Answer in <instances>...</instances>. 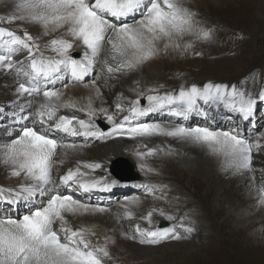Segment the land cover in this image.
<instances>
[{"label": "snow or ice", "instance_id": "1", "mask_svg": "<svg viewBox=\"0 0 264 264\" xmlns=\"http://www.w3.org/2000/svg\"><path fill=\"white\" fill-rule=\"evenodd\" d=\"M15 7L23 13L7 19L0 18V22H14L19 19L27 23L42 26V35L47 36L61 29L65 30L73 40L81 41L83 45L82 58L70 54L73 41L63 36H53L44 47L54 53L45 57L38 42L40 37H33L25 31L23 36L13 30L0 26V48H6L5 54H0V66L12 69L16 63L12 57L17 47L27 50L29 71L24 74L36 82L41 79L51 82L57 77L67 73L75 83L83 82L85 77L97 66L110 78H118V74L136 69L139 65L155 57L161 50H167L176 40L186 34L195 35L197 39H210L211 30L198 27L195 14L183 7L180 0H18ZM139 12L140 19L134 24L127 22V17ZM109 17L113 19H109ZM119 21V23L115 22ZM7 37L8 39H4ZM190 47L191 45H187ZM175 47L180 45L175 43ZM18 71H24L23 68ZM95 86V80L92 81ZM67 88V84L63 85ZM85 87H88L86 84ZM20 95H41L44 101L35 111L38 122L49 125L50 129L63 131L71 135L103 138V133L94 123L93 117L96 109L92 108L89 97L87 108H76L69 100L61 103L63 93L56 89L45 88L41 90L34 84L26 86L20 83L17 89ZM99 93V89H96ZM145 96L143 92L137 93V98L129 101V115L124 122L117 123L113 115H107L108 122L114 125L115 130L126 131L130 137H151L154 135L170 136L182 141L206 146L209 151L227 157V166L239 169H250L252 165V151L259 148L258 142L250 143L234 130H222L208 126L187 127L183 124L175 127H165L156 122H138L134 126L124 129V123L131 119L167 109L176 116L187 115L198 109V101L205 104L213 103L227 109L237 111L245 117L250 115L256 104L253 95L242 87L236 85L207 83L203 87L192 85L190 88L181 87L178 92L159 93L158 88L149 89ZM121 99H125L120 94ZM264 99V90L257 93ZM147 101L142 107L140 98ZM28 101V107H31ZM61 108L74 109L85 112L88 119H80L75 114L57 115ZM116 108L123 110V105L117 102ZM21 112L25 108L21 106ZM100 112H107L101 107ZM28 116H19L17 121L28 119ZM206 115V114H205ZM75 122V123H74ZM80 126L81 130L76 128ZM6 131L11 134L10 129ZM75 144H64L50 137L43 131H37L34 126L23 125L11 141L3 145V163L11 165V175L33 181L31 184H22L16 189L0 187V200L12 204L19 199H29L38 191H43L53 183L51 168L57 162V149H75ZM156 150L150 149L148 154ZM67 155V152L64 153ZM143 156L144 153H139ZM83 168L95 170L101 167L99 163H82ZM87 176L81 167L69 168L66 174L60 177L65 185L77 184L88 191L100 183L95 180H82ZM114 183V182H113ZM111 185H105L109 188ZM260 202L264 203V187L260 188ZM136 203V201H130ZM89 206L75 199L72 195L56 193L51 195L46 204L35 208L20 218H0V264H103L102 257L109 256L106 247L90 246L86 235L90 229L79 228L73 230L66 227L65 213L76 214L87 212ZM104 211V209H99ZM132 218L133 213H125ZM163 215V212H161ZM152 212L149 211L146 219L150 222ZM171 219V217H169ZM61 221L59 230L52 225ZM136 230L142 235L151 237L141 242L158 243L169 236L167 229L149 231L136 225ZM191 232L192 229L188 228ZM63 234V238L61 237ZM173 239H181L179 235H172Z\"/></svg>", "mask_w": 264, "mask_h": 264}, {"label": "bare ground", "instance_id": "2", "mask_svg": "<svg viewBox=\"0 0 264 264\" xmlns=\"http://www.w3.org/2000/svg\"><path fill=\"white\" fill-rule=\"evenodd\" d=\"M14 1H18V0H14ZM183 1L185 0H180L181 3ZM191 1H193L195 4H198L197 1L199 0H191ZM199 11L201 12V15H204L203 14L204 10L200 8ZM22 14L23 13L20 12V15ZM4 15L2 16V18H5ZM8 17L9 15L7 14V18ZM138 17L139 19L141 18L139 12L138 15H136V13L133 15H129L127 17V22L134 24L136 21L139 20ZM109 19H113V18L109 17ZM219 20L216 21L219 22ZM115 22L119 23V21H115ZM14 23L17 24V27H12V29L10 30H13L14 32H16V34H18L19 32H17L16 29H18V27H20L22 23H25V21L15 20ZM7 24L8 22H0V26H3L4 28H7ZM43 31L44 30L42 26L39 25V27L34 31V33H36L35 37H40L38 42L41 45V51L43 52V55L45 57L54 55V53H52L50 50L44 47L46 42L50 40L53 36H63L64 39L73 41V49L70 50V54L74 57L82 58L81 53L83 52V45L81 41L73 40V38L70 35H67L65 30L63 29L55 33H50L47 36L42 35ZM4 39H8V38L5 37ZM163 43H164L163 41L159 42L158 47H160L161 50L155 57L139 65L136 69L132 71H127L124 74H118V78L108 77V75L105 72L101 71V66L97 65L89 73V75L85 77L84 81L80 83L73 82L68 76V74L65 73L62 75H57V77L53 79L51 82L44 79L33 82L30 79V81L26 84V86H30L34 84L36 87L38 86L41 90L45 88L55 87L56 89H59L63 93L60 102L63 103L71 100L75 104L76 108H87L89 97H91L92 108L97 110L95 116L93 117L94 123L98 125L99 130L103 133V138L85 137V136L79 139L78 138L75 139L71 137L68 138L65 132L56 131L54 129L49 128V125L53 123V121H47L45 124L39 123L38 117L35 116V111L39 106V104L44 101L42 94L20 95L18 93L17 91L19 86L18 82L21 79L19 78L17 71L18 69H20L19 68L20 63H16L12 69H8L6 67L0 66V113L4 112L6 106H10L11 108L10 110H13L12 113L4 115L5 116L4 120L6 121L3 122L0 120V187H3L5 189H9V188L16 189L22 184L33 183V181H31L30 179H26L23 174L20 177L12 176L11 175L12 166L5 165L3 163V145L9 143L11 139L16 136L19 129L23 125L34 126L37 131H43L45 134L49 135L52 138L57 139L61 143L77 145L75 149H63V148L57 149V157L55 158L57 162L53 163L51 168V176L53 183L47 186L43 191L36 192V194L29 199H19V202L12 203V205L18 206V210L20 209L19 214L22 215L28 214L30 211L34 210L35 208L45 205L47 201H45V199L42 200V198L46 196L50 197L51 195H54L56 193H60L62 195H69L67 194V191L64 189V186L66 187L68 185L63 184L60 181V177L65 175L66 171L69 168L75 169L77 167H81V171L87 173V176L81 177L82 180H95L100 182L97 187L92 188L91 190L88 191L77 188L78 189L77 193L72 195L75 199L81 201L84 204H87L84 201L86 197L82 196L83 193L85 194L86 192H88L89 194L100 196L104 194L106 191H111L109 190V188H105V185H109L115 182L108 173L109 167L115 159L117 158L130 159L131 158L130 156L134 155L138 165H140L138 158L140 157L144 159L145 156H149L148 152L144 151V149H146L148 145H151L152 149H155L158 152L159 148L157 146L158 144H162L167 149V151L173 152L171 156H174L175 158L180 157L179 155H182L184 151H187V149H189L190 151L193 150L194 151L193 154L196 156V158L193 160L194 164L197 161L206 162L210 173H215L219 170L222 171H230L234 169L236 170V168L234 167L227 166L226 163L228 159L227 157H225L222 154L212 153L207 149L206 146L198 144V146L204 148V150L200 151L196 149L195 144L193 143L182 141L174 137L162 136V135L151 136L153 140L150 137L132 138L126 131L115 130L114 125L108 122V120L106 119L107 115H113L117 123L124 122V117L129 115L128 102L133 99H136L137 93L142 92L144 86L146 88L152 85L153 88L157 87L154 86V82H152V79L151 82L153 84L149 86H147V84L145 85L144 81H147L148 76L153 77L154 75L159 74L158 72L161 68H160V61L157 58H160L159 54L161 52L168 51V49L167 50L163 49ZM184 44L185 43H183L181 47L182 49L184 48ZM171 47L174 50H177L172 45ZM19 51H25L26 55L28 56L27 50L17 47V50L15 52V57H12L14 62L18 61V59H21V55ZM5 53H6V48H3L0 54H5ZM22 65L25 66L24 71L30 70L28 60H26ZM169 70L167 71L166 74L167 75V77L165 78L166 80L169 79ZM93 79L95 80V86H93L92 84ZM41 83H43V85H41ZM64 84H67V88L63 87ZM86 84L88 85V87H85ZM218 84H226V83H218ZM165 85L168 86L169 84L167 83ZM192 85H196L198 87L204 86L193 83V84L183 85L182 87L187 89L190 88ZM226 85H232V84H226ZM233 85H236L238 88L242 87L247 92L251 93L253 95V98L255 97V95H257L259 91L262 90V89H257L256 83H252L251 85L248 86H239L237 84H233ZM96 89H99V93H97ZM178 90L171 91V89L169 88L167 92H178ZM146 91H149V89H147ZM121 93L123 94V97L125 99H121L120 96ZM143 100H140V104L141 101ZM28 101L32 102L30 108L28 107ZM117 102H120L123 105L122 111L116 108ZM21 106L25 108L24 112L20 111ZM101 107L107 109V112L106 113L100 112L99 108ZM198 109H202V111L200 110L193 111L189 113L186 118L182 116H176L167 109H163L154 113H150L145 116L131 119L130 122L124 123V129L132 127L138 122H156V123H160L162 126L169 128L183 124L184 126L187 127L208 126L222 130H234L241 137L243 135L246 136L248 135L249 137H251L249 133L253 135L254 132L256 131L253 128V123L251 125L246 124V126H248L247 131H245L246 126L245 127L242 126V123H244L243 120L248 118L249 115L245 117L243 114L237 111L227 109L222 105L218 107L213 103L205 104L202 100L198 101ZM29 112H31L32 115L29 116L28 119L20 120L16 122L19 116H28ZM252 113L253 114L255 113V109L253 110ZM73 114L78 116L80 119H85V120L88 119L85 112L74 111V109L61 108L57 113L58 116L59 115L71 116ZM233 115L235 117L237 116V121L235 123L228 121L224 122L226 120V117L229 118ZM253 119L257 122L256 125L258 127L261 126L262 124L264 125V116L261 119H257V118H253ZM239 121L241 125H238ZM102 122L109 125L107 131H102L101 127L99 126V124ZM76 128L82 131L79 125H76ZM6 129L12 130L11 134H9V132L6 131ZM248 141L250 143L258 142L260 145L258 149L254 148L252 151V165H251L252 170H249L244 173L236 174L233 176L227 175V177L229 178L230 187H235V186L239 187L240 185L248 186L251 189V193L246 197V199H248V203L252 202V200L255 199L254 203L256 206H253L255 208V211L253 212H263L264 203L260 202V194L258 195V192L260 191L261 187H264V169H263L264 167H257L255 165V161L257 155L259 154L257 151L264 150V138H262L259 135L256 136L253 135V138L249 139ZM147 142H151V144ZM65 152H67V155H64ZM139 153H144L145 155L141 156L139 155ZM159 156L161 155H158V159L160 160ZM183 157L187 159V157L185 156ZM166 159L167 158L164 159L161 158L160 162L162 161L167 166H171L169 165L170 163H167ZM183 161L187 163L186 160ZM82 163H99L101 167L95 170H91V169L83 168L81 166ZM115 169L116 171H126L127 168L125 167V163L119 162V165H117ZM166 169L168 170V173L165 175V179L171 178L173 176V170L169 167H166ZM177 172L179 173V170H177ZM144 180L145 178L142 181L136 182L132 186L125 187L122 190L121 197L122 199L124 198V200L121 202L120 205L111 206V207H106V206L100 207L101 205L100 203L99 206L97 205L91 206L87 204L89 206V210L87 212H79L76 214H72V213L64 214L66 227H69L73 230L79 228H87L91 230V233H94V234L86 235V239L90 241V246L106 247L105 245L107 244V238L115 239L118 242L115 247L114 255L115 256L119 255L120 257L114 259L106 256L107 261L113 262L108 264H123V262L121 263V255L124 256L125 259L129 261L130 260L135 261L136 259L139 258L140 254L146 257V253L149 254L150 258H154L152 254L163 253L164 249H166V246H169L170 242L167 239H161L159 240L158 243L155 244L147 243V242L142 243L141 242L142 240L146 241L152 238L147 237L146 235H142V233L138 231L133 235L129 234V236H127L126 239L121 238V227L119 226L117 219L118 213L121 212L126 213L127 211H131L133 213V216H136L138 219V221H136L135 224L139 225L141 229H147L149 231H156L158 229H162L156 226L147 227L146 224L148 225L149 221L146 222V219H141V217H146L149 211H151L152 215H154L153 212L155 211V208L157 207L161 208L162 211V207H163L161 206L163 202H161V198L158 196L159 190H161V188L152 187ZM184 180L188 181L189 177L186 176V179ZM191 180L193 181V179ZM255 184L258 185L257 188L254 187ZM57 185H59V189H57L58 187ZM135 186H141L146 188V190L143 191V194L144 192H146L147 194L157 192L156 199L153 202H149L151 203L150 206L153 207L152 209L147 206L148 201H145V198L141 196H133L134 193H131V191L135 188ZM149 187L152 188V190H150ZM37 196H39V198H37ZM111 196L109 197L106 195L104 197H100V199H102L105 205H109L110 203L106 200L107 199L113 200L117 195L115 196L111 195ZM38 199L41 200L39 201ZM88 201L90 200L88 199ZM94 201H90V202H94ZM130 201H136V203H130ZM0 202H3L6 206L11 205L9 203L4 202V200H0ZM205 203L207 202H200L199 204L203 205ZM21 207L24 208L26 211L25 212L21 211ZM99 209H104V211H99ZM206 209L208 208L206 207ZM14 215L15 214L13 212L9 213L8 211H5L4 215H2L0 218H4V217L15 218ZM226 222L224 224H226ZM52 227L54 230H59L61 227V221L57 220L52 225ZM133 230L136 229L133 228ZM167 230L169 231V236L174 235V233L171 232L170 228ZM131 236H138V238L137 241L131 242L129 244V240ZM61 237L63 238L62 233H61ZM210 249H211V243L210 246H208L207 250ZM104 258L105 257H102L103 260H105ZM103 264L105 263L103 262Z\"/></svg>", "mask_w": 264, "mask_h": 264}, {"label": "rangeland", "instance_id": "3", "mask_svg": "<svg viewBox=\"0 0 264 264\" xmlns=\"http://www.w3.org/2000/svg\"><path fill=\"white\" fill-rule=\"evenodd\" d=\"M210 1H197L198 8L204 10L203 16L207 14L209 17L201 21L202 26L200 24L201 17L195 15L194 18L198 21V27L211 30V38L206 40L197 39L192 34L183 36L184 48L174 50L170 46L168 51L161 52L159 54L160 58H157L160 61L161 68L158 72L159 74L153 77L148 76L147 81H144L145 85L149 86L154 82V86H157L159 93H165L169 88L171 91H176L187 84L206 85L209 82L213 84H237L239 86H248L256 83L257 89H263L260 82H264V76H262L264 74V0ZM17 2L14 0H0V18L4 14L5 18H7V14L9 17L19 16L20 12L15 7ZM193 6L196 7L195 4ZM136 15H138V12ZM17 20L19 21V19ZM216 20H219V22ZM213 21L218 24L216 27L211 26ZM12 27H17V24L8 22L7 28L12 29ZM38 27V24L25 22L18 27L19 31L18 29L16 31L19 32L18 35H22L24 29H26L28 33L35 37L36 33L34 31ZM189 44L191 45L190 47L187 46ZM19 53L21 59H18V61L22 62L19 68L24 69L25 66L22 64L27 60V55L25 51H19ZM168 70L169 79L166 80ZM251 71L252 74L250 76ZM256 76H262V78H253ZM22 79L26 81L28 77L24 75ZM20 83H22L21 80H19L18 84ZM167 83L169 84L168 86L165 85ZM147 89H153V85L147 88L143 87L142 92L145 96L154 94L146 91ZM143 99L145 98H140V100ZM144 105H147L146 100L141 101V106ZM263 116L264 101L257 105V118L259 119ZM229 118L226 117L224 122L235 121L234 118L231 120ZM247 130L248 126L245 127V131ZM261 133L264 134V130ZM150 138L153 140L152 137ZM147 143L151 144V142ZM159 146L163 145L158 144V152L155 151L154 154L145 156L144 159L138 158L139 167L142 170V174L144 173V181L150 186L160 180H164L162 182L166 180L176 182L171 184L173 186L166 185V190L164 191L162 189L159 190L158 196L163 202L161 204L163 206L162 211H167L171 207L170 212L174 215L184 212L192 214H181L175 218L176 222L174 224L177 226L178 231L174 235H179L181 239L177 240L171 238L172 235L168 236L166 239L170 243L169 246H166L163 253L152 254L154 258H150L148 253H146V257L140 254L135 261L126 260L121 255V263L264 264V211L253 212L255 211L253 207L256 206L255 203H248V199H246L251 193V189H247L249 187L245 185L230 187L229 178L227 177V175L233 176L247 172L249 169L219 170L215 173H210L206 162L197 161L194 164L193 160L196 156L193 154L194 151L189 149L184 151L182 155L178 154L180 157L176 158L171 156L173 153L167 154L169 151L165 149L167 153L158 155H161L159 156L160 160L161 158H167V163H170L169 165L171 166H167L162 161L161 166H159L155 164L160 163L158 160H155V163L152 162L156 154L161 152ZM195 147L197 150H204L198 144H195ZM150 149L152 147L148 145L144 151L149 152ZM260 151L262 152L259 153ZM257 152L259 154L256 157L255 165L264 167V155L262 154L264 150H258ZM183 156L187 157V159ZM183 160H186L187 163ZM166 167L173 170V176L168 179H165V175L168 173ZM177 170H179V173ZM186 176L189 177L188 181L184 180ZM254 187L257 188L258 185L255 184ZM179 194L183 195L181 198L183 201L177 204L175 199L171 198V195L177 196ZM259 194L260 191L258 192ZM49 198L46 196L42 200L45 199L47 201ZM114 200L107 199L106 201L110 203L109 205H105L102 201L99 203L103 206L111 207L115 206ZM215 201H218L216 202L218 203L217 206L214 205ZM200 202L207 203L202 205L199 204ZM5 211L9 212L8 209ZM153 213L155 214V211ZM193 214L198 215V217L196 218ZM124 215V212L117 215L122 237H126L128 233L132 234L130 225L126 222L121 224V217ZM134 217L137 218L136 216ZM164 217L167 223L174 219L173 215ZM225 222L226 224H224ZM188 228H191L192 231H187ZM246 228H248V234L245 232ZM193 233L198 236L194 238ZM137 238L138 236H131L129 244L137 241ZM210 243L211 249L207 250ZM106 258L104 259L106 260ZM108 263L113 262L108 261Z\"/></svg>", "mask_w": 264, "mask_h": 264}]
</instances>
